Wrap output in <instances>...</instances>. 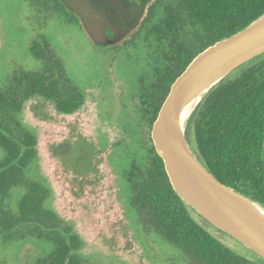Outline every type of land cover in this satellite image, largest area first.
<instances>
[{
    "label": "trees",
    "instance_id": "trees-1",
    "mask_svg": "<svg viewBox=\"0 0 264 264\" xmlns=\"http://www.w3.org/2000/svg\"><path fill=\"white\" fill-rule=\"evenodd\" d=\"M26 1L38 13H56L85 32L79 17L61 0ZM262 12L264 0H152L138 36L120 45L134 50L131 95L150 129L172 82L193 57ZM30 52L39 67H17L0 86V243L26 238L50 243L51 250L35 264H94L81 254L84 242L73 224L50 206V187L31 173L37 136L21 119L26 102L35 98L51 101L61 113H74L85 102V91L67 74L49 38L38 35ZM263 109L264 53L231 71L209 91L187 131L207 169L262 204ZM149 140L141 162L133 160L121 172L127 202L143 229L178 248L187 264H264L258 255L257 260L242 255L211 233V225L175 192L151 136Z\"/></svg>",
    "mask_w": 264,
    "mask_h": 264
},
{
    "label": "rangeland",
    "instance_id": "rangeland-1",
    "mask_svg": "<svg viewBox=\"0 0 264 264\" xmlns=\"http://www.w3.org/2000/svg\"><path fill=\"white\" fill-rule=\"evenodd\" d=\"M38 35L49 38L86 95L71 114L35 98L21 115L37 136L31 173L50 187V206L83 239L81 254L94 264H187L178 248L143 229L127 202L121 172L133 160L141 162L151 131L131 95L134 50L98 48L80 26L56 13H38L26 0H0V86L17 67H39L30 52ZM208 229L238 253L258 259L233 237ZM50 250V243L33 238L0 243V264H35Z\"/></svg>",
    "mask_w": 264,
    "mask_h": 264
},
{
    "label": "water",
    "instance_id": "water-1",
    "mask_svg": "<svg viewBox=\"0 0 264 264\" xmlns=\"http://www.w3.org/2000/svg\"><path fill=\"white\" fill-rule=\"evenodd\" d=\"M98 46L116 44L133 24L122 0H61ZM115 8L113 14L111 9ZM111 21L115 25L111 24ZM135 24V23H134ZM113 31L110 37L106 29ZM264 53V12L198 52L172 82L150 136L178 196L204 221L264 260V204L224 184L198 159L187 137L193 112L231 71Z\"/></svg>",
    "mask_w": 264,
    "mask_h": 264
},
{
    "label": "flooded vegetation",
    "instance_id": "flooded-vegetation-1",
    "mask_svg": "<svg viewBox=\"0 0 264 264\" xmlns=\"http://www.w3.org/2000/svg\"><path fill=\"white\" fill-rule=\"evenodd\" d=\"M122 2L125 4L124 6L127 8L126 12L128 14H126L127 15L126 17L127 19L129 17L128 21L130 22V24H133L134 26L133 28H131V30L128 33L124 34V36L121 38L119 42L113 45H107V47L124 45L128 41L138 36L145 20L146 11L149 5L151 4L152 0H122ZM111 11L114 14L116 12V9L112 8ZM111 24L115 25L113 21H111ZM106 34L111 37L113 35V31L107 28ZM261 115L262 118L264 119V111ZM260 126L261 127L259 128V134L263 136V148L261 149V156L264 159V120L261 121Z\"/></svg>",
    "mask_w": 264,
    "mask_h": 264
}]
</instances>
